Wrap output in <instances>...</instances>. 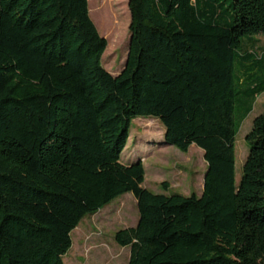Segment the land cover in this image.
<instances>
[{
	"label": "trees",
	"instance_id": "obj_1",
	"mask_svg": "<svg viewBox=\"0 0 264 264\" xmlns=\"http://www.w3.org/2000/svg\"><path fill=\"white\" fill-rule=\"evenodd\" d=\"M89 5L0 0V264H65L81 222L129 193L138 224L115 235L129 264H264V113L236 185L237 136L264 92L262 61L239 48L264 34V0H129L117 77ZM137 118L204 151L201 196L154 194L142 161L122 164Z\"/></svg>",
	"mask_w": 264,
	"mask_h": 264
},
{
	"label": "rangeland",
	"instance_id": "obj_2",
	"mask_svg": "<svg viewBox=\"0 0 264 264\" xmlns=\"http://www.w3.org/2000/svg\"><path fill=\"white\" fill-rule=\"evenodd\" d=\"M91 18L101 36L108 41L103 58L105 69L113 76H119L125 68L130 47L131 13L129 0H91ZM107 13V18L106 13ZM105 13V15H104ZM115 13L124 16L122 31L115 32ZM241 55L253 54L262 61L254 79L264 82V34L244 38L239 48ZM240 66L237 64L236 69ZM264 113V92L255 98L254 110L244 121L236 142V185L243 176V169L249 155L247 135L252 131L254 120ZM165 127L156 119L137 118L133 121L121 162L125 166L142 161L146 169L143 185L154 194L201 196L207 163L204 151L192 146L183 153L165 142ZM167 183L168 191L163 188ZM139 220L137 201L132 193L115 200L94 216H87L72 233L73 247L64 257L65 264H129L131 249L121 248L115 235L121 230L136 227Z\"/></svg>",
	"mask_w": 264,
	"mask_h": 264
},
{
	"label": "water",
	"instance_id": "obj_3",
	"mask_svg": "<svg viewBox=\"0 0 264 264\" xmlns=\"http://www.w3.org/2000/svg\"><path fill=\"white\" fill-rule=\"evenodd\" d=\"M130 43H131V41H130Z\"/></svg>",
	"mask_w": 264,
	"mask_h": 264
}]
</instances>
